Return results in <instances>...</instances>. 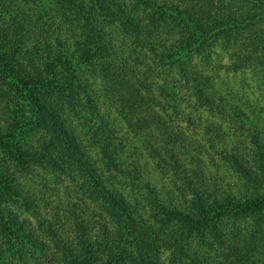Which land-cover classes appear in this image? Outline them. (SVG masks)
Here are the masks:
<instances>
[{
	"label": "trees",
	"instance_id": "16d2710c",
	"mask_svg": "<svg viewBox=\"0 0 264 264\" xmlns=\"http://www.w3.org/2000/svg\"><path fill=\"white\" fill-rule=\"evenodd\" d=\"M89 80L181 184L180 204L120 159ZM174 84L220 122L207 126L212 144L232 128L250 134L249 154L235 145L222 158L256 193L213 187L188 158L168 120L181 104ZM251 88L264 92V0H0V156L14 168L0 167V264H264V134L242 109L264 105V93L252 98ZM72 115L103 167L92 165ZM37 168L76 184L91 214L71 232L38 218L22 185ZM123 177L146 188L137 204L115 187ZM15 207L38 213L37 228Z\"/></svg>",
	"mask_w": 264,
	"mask_h": 264
},
{
	"label": "rangeland",
	"instance_id": "374dc122",
	"mask_svg": "<svg viewBox=\"0 0 264 264\" xmlns=\"http://www.w3.org/2000/svg\"><path fill=\"white\" fill-rule=\"evenodd\" d=\"M216 68V67H215ZM218 69V68H216ZM221 74V78L227 87L234 85V80H227L226 75ZM93 90L94 98L100 107V111L109 126L114 130L116 144L119 146V156L129 166H138L144 172V179L152 189L157 193L162 194L166 200L173 199L177 203L181 202V184L175 185L174 179L170 175H166L152 162L144 150L141 139L135 134L128 131L126 124L109 105V101L102 93L100 84L94 80H89ZM177 89L180 105L178 110H171L170 116L167 114L172 127L176 132L182 134L183 150L188 158H195L198 162L199 168L202 169L206 177L211 181V185L223 191H230L237 196L244 194L256 193L251 188L246 186L239 175L232 170L228 163L223 160L222 152L231 151L235 145L243 154H249L252 144L250 143V134L243 131H235L232 128L225 131L224 142L218 141L215 144L210 142L211 136L208 135L209 130L207 126L218 124L217 118L212 117L211 113L203 112L197 113L195 107L188 102V88L182 84H174ZM225 87V85H223ZM252 92L248 94L252 98H260L264 93L259 88H251ZM176 90V91H177ZM242 108L246 114L250 116L253 126H256L264 134V105L263 104H242ZM249 109V110H246ZM74 123V128L83 140L84 147L86 148L87 156L91 158V163L95 168L103 167V161L98 153V148L95 142H92V133L89 131L85 121L80 120L79 116L72 115L70 117ZM229 127V126H228ZM237 135V136H236ZM239 143V144H238ZM239 145V146H238ZM12 162L6 156H0V167L4 172H13ZM138 164V165H137ZM189 168H192L189 165ZM33 176L25 177L22 180V185L34 194L40 216L37 214L24 212V209L15 207L14 210L21 215L22 219H31L34 228H37L38 221L35 216L43 220H51L56 222L63 232L69 233L73 229V222L77 216L86 217L91 214L90 211L83 205L80 193L76 184L71 181L67 176L49 168L45 171L43 169H35ZM124 177L117 179L114 183L115 187L123 191V194L130 200V202L137 204L145 195L146 188L142 187V183L128 185ZM119 191V192H122ZM250 192V193H248ZM170 201V200H169ZM87 214V215H86ZM42 234V233H41Z\"/></svg>",
	"mask_w": 264,
	"mask_h": 264
}]
</instances>
